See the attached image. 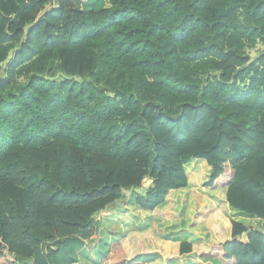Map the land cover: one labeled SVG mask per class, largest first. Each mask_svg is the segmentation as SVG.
I'll list each match as a JSON object with an SVG mask.
<instances>
[{
	"label": "trees",
	"instance_id": "16d2710c",
	"mask_svg": "<svg viewBox=\"0 0 264 264\" xmlns=\"http://www.w3.org/2000/svg\"><path fill=\"white\" fill-rule=\"evenodd\" d=\"M91 1L0 0V264H264V0Z\"/></svg>",
	"mask_w": 264,
	"mask_h": 264
},
{
	"label": "rangeland",
	"instance_id": "374dc122",
	"mask_svg": "<svg viewBox=\"0 0 264 264\" xmlns=\"http://www.w3.org/2000/svg\"><path fill=\"white\" fill-rule=\"evenodd\" d=\"M108 2H109V0H92L87 5V8L88 9H95V8L97 9L100 5L106 6V4H108ZM261 48L262 47H260V49ZM250 54L253 58H255L258 56V50H253L250 52ZM151 184H152L151 179L147 178L144 181V184L141 188L133 189L131 191L127 190L125 192V195L128 196V198L133 197L134 192L136 195H145L149 191V187L151 186ZM109 210H113V207L110 208ZM99 216L100 215L98 214L97 217L95 218V223H94L95 225L97 224V221L101 223V221L98 220V218H100ZM106 217L107 216L105 214L103 219H102V224L104 227H106V224L109 220ZM229 217H230V215H229ZM231 218L236 219L237 221L244 223L246 226H248L250 228H254V229L259 230V231H264L263 230L264 229L263 221L259 220L257 218H252V217L245 215V214H242V213H237V216L235 218L232 216H231ZM141 222H143V221L141 220ZM98 231H100V229ZM101 233H102V235L105 236V239L109 238V236L105 230H103ZM183 234H184V232H182V230L180 228L170 229L166 238H171V240L173 239V240L179 241V240H183V237H184ZM96 236H97V238L99 236L98 240L96 241V239H97L96 238L95 240L91 241L90 243L88 242L87 247L83 251L80 252V261L83 264H97V262H100V259L103 257V254L104 253L107 254L109 252V248H107L104 245V243H105L104 239H102V237L100 238L101 234H99V232H98V234H96ZM111 239H113V241L116 240L115 237L111 238ZM94 242H96V243L94 244ZM93 244L94 245L98 244L97 250L94 249ZM92 252H93V255L91 256ZM156 256H158V255L146 254V255L139 256L137 259H138V261H141V262H145V261L148 262V261L152 260L153 258H155ZM167 261H170L169 264H202L201 262H203V264H204V263L208 262V260L198 258L195 256H191L190 258H185V259L174 258V259H169ZM213 264H221V263L216 261V263H213Z\"/></svg>",
	"mask_w": 264,
	"mask_h": 264
},
{
	"label": "crops",
	"instance_id": "0c3cea01",
	"mask_svg": "<svg viewBox=\"0 0 264 264\" xmlns=\"http://www.w3.org/2000/svg\"><path fill=\"white\" fill-rule=\"evenodd\" d=\"M107 213L109 212V210H107L106 211ZM106 212H104L105 214H106ZM100 218H98V220H100L101 221V224H102V219H103V217H104V214L103 213H101L100 214V216H99ZM107 218V217H106ZM141 220L142 219H140V218H137L136 219V221H135V223H134V225H133V229L134 230H137V231H143L145 228H144V222H141ZM143 221V220H142ZM176 227H173V229H175ZM116 227H113L110 223H109V221L107 222V224H106V227H104L103 226V224H102V227L100 228V231H99V234H101V236H100V238L102 237V239H104V240H106L105 239V236L104 235H102V231L103 230H105L106 232H107V234H108V236H109V238L107 239L108 240V243H110L111 241H113V239H111V238H114L115 237V241H119V240H121L122 238H123V236L120 234V233H115L116 232ZM172 229V228H171ZM170 230V229H169ZM114 231V232H113ZM168 232L169 231H167V233H166V236H167V234H168ZM182 232H184V236L186 237V235H187V230H182ZM171 235V234H170ZM171 237V236H170ZM185 237H183V239L185 240L186 238ZM98 238H99V236H98ZM98 238L96 239V241L98 240ZM163 238H164V236H163ZM167 240H170V241H174L173 239L171 240V238H166ZM114 241V242H115ZM96 242H94V244H95ZM93 244V246H94V249L95 250H97V246H98V244H96V245H94ZM89 248V247H88ZM93 255V252H92V254H91V256ZM79 257H80V254H79ZM157 258H159V257H155V258H153L152 260H150V261H153L154 259L156 260ZM185 258H190V257H185ZM185 258H183V259H185ZM150 261H148V262H150ZM169 262L170 261H167V259L165 260V264H169ZM202 264H203V262H201ZM213 264V263H216V261H214V260H208V262L207 263H204V264Z\"/></svg>",
	"mask_w": 264,
	"mask_h": 264
},
{
	"label": "built area",
	"instance_id": "2783aa9c",
	"mask_svg": "<svg viewBox=\"0 0 264 264\" xmlns=\"http://www.w3.org/2000/svg\"><path fill=\"white\" fill-rule=\"evenodd\" d=\"M104 215H105V213H104Z\"/></svg>",
	"mask_w": 264,
	"mask_h": 264
},
{
	"label": "clouds",
	"instance_id": "9594fccd",
	"mask_svg": "<svg viewBox=\"0 0 264 264\" xmlns=\"http://www.w3.org/2000/svg\"><path fill=\"white\" fill-rule=\"evenodd\" d=\"M104 214V213H103Z\"/></svg>",
	"mask_w": 264,
	"mask_h": 264
}]
</instances>
